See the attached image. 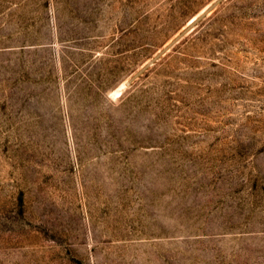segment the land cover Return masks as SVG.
Returning a JSON list of instances; mask_svg holds the SVG:
<instances>
[{
    "label": "rangeland",
    "instance_id": "1",
    "mask_svg": "<svg viewBox=\"0 0 264 264\" xmlns=\"http://www.w3.org/2000/svg\"><path fill=\"white\" fill-rule=\"evenodd\" d=\"M0 264H264V0H0Z\"/></svg>",
    "mask_w": 264,
    "mask_h": 264
}]
</instances>
